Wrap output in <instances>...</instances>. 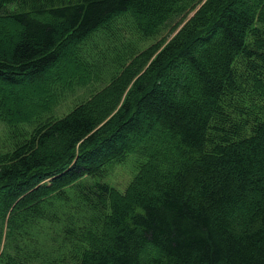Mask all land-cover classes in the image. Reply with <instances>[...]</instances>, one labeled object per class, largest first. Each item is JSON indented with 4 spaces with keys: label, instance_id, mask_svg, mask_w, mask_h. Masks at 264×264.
<instances>
[{
    "label": "trees",
    "instance_id": "trees-1",
    "mask_svg": "<svg viewBox=\"0 0 264 264\" xmlns=\"http://www.w3.org/2000/svg\"><path fill=\"white\" fill-rule=\"evenodd\" d=\"M201 1L0 0V264H264V0H204L136 56ZM128 153L142 160L119 191L104 178Z\"/></svg>",
    "mask_w": 264,
    "mask_h": 264
},
{
    "label": "rangeland",
    "instance_id": "rangeland-1",
    "mask_svg": "<svg viewBox=\"0 0 264 264\" xmlns=\"http://www.w3.org/2000/svg\"><path fill=\"white\" fill-rule=\"evenodd\" d=\"M203 1L204 0L197 3L196 6L192 9L188 8L186 12H184L182 15L178 16L176 19H174V21L168 24L162 30V33H160L157 37L141 41L138 45V53L136 56L140 55L143 51L149 52L151 53L152 56L150 58L151 60L155 56V54H157L159 50L162 49V47L167 44V42L174 36V34H176L180 30L181 26L188 21V19L194 14L195 10L200 6V4ZM119 30H120V39L123 42H125L127 39L129 40L133 38L135 39L134 34L132 33L131 30L128 29V27L124 22L119 23ZM259 32L261 38L264 37V28L260 27ZM97 41L98 38L95 40V42ZM91 45L92 44H89V47ZM98 45L100 46V44ZM67 50H70V47H67ZM133 59L131 60V62L133 61ZM127 65H129V62L126 64V66ZM63 66H64L63 64H59L57 68L61 69L63 68ZM119 73H120L119 69H115L112 71H105L99 77V79L91 81V83H89L86 87L77 89L74 92L67 94L59 101L57 106L54 108L53 112L50 114V117L56 118L67 114L75 105L88 99L94 92L110 84L113 78H115ZM253 74H255V70L250 60H248L241 53L235 55L231 68L232 79L236 82L235 89L240 94L245 93L247 90L246 94L244 95L245 98L244 101L240 102L241 105L237 104L238 109L245 110L244 108L248 107L251 103H253L248 90L250 79ZM130 85L131 83L127 85V89L130 87ZM177 90H178L177 86H174L171 89L170 95L173 98L176 97ZM17 93L19 94L20 91H18ZM127 136L132 138L131 133H128ZM151 137L152 135L147 134L145 137H142L143 139L140 140L146 141ZM10 142L11 140L9 136L6 134L5 125L2 121H0V151L5 150L7 147H9ZM141 160L142 159L137 158L134 154L128 153L124 159L115 163L112 166V168L108 170V173L104 178V180L108 182L110 185L114 186L119 191H124L126 186L133 178V175L136 170V164ZM40 239L47 241V239L44 236H40Z\"/></svg>",
    "mask_w": 264,
    "mask_h": 264
}]
</instances>
